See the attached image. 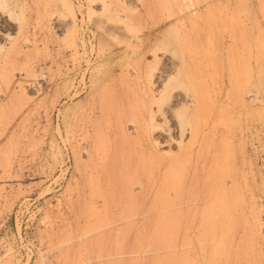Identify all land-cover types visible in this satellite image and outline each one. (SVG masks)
<instances>
[{
	"label": "rangeland",
	"instance_id": "1",
	"mask_svg": "<svg viewBox=\"0 0 264 264\" xmlns=\"http://www.w3.org/2000/svg\"><path fill=\"white\" fill-rule=\"evenodd\" d=\"M139 261L264 264V0H0V264Z\"/></svg>",
	"mask_w": 264,
	"mask_h": 264
},
{
	"label": "bare ground",
	"instance_id": "2",
	"mask_svg": "<svg viewBox=\"0 0 264 264\" xmlns=\"http://www.w3.org/2000/svg\"><path fill=\"white\" fill-rule=\"evenodd\" d=\"M162 94H163V92H162ZM159 95V94H158ZM169 95V94H168ZM167 95V96H168ZM172 95V94H171ZM181 95V94H180ZM189 95V94H188ZM198 95V94H197ZM197 95L196 94H190L189 96H188V99H189V102L191 103V105H192V109H191V111L193 112V113H195V116H196V113H197V111L199 110V102H198V100H197ZM160 96V95H159ZM158 96V97H159ZM186 96V95H185ZM173 97V96H172ZM165 98V97H164ZM163 97H162V99H164ZM166 98H170V95L168 96V97H166ZM250 98H252V101H254V100H258V97L256 96V94H255V92H251V97ZM186 99V98H185ZM160 100H161V98H160ZM159 100V101H160ZM167 100V99H166ZM163 101V100H162ZM169 102V101H168ZM157 103V102H156ZM170 103V102H169ZM260 103V102H259ZM201 106V105H200ZM160 107V106H159ZM162 107V106H161ZM199 112V111H198ZM191 114V113H190ZM152 116H154V115H152ZM190 116V115H189ZM193 116V115H192ZM194 117V116H193ZM197 119H198V115H197V117H196ZM196 118H191V120H187L188 122L187 123H185V122H183V123H185V124H182V123H180L179 124V126H178V131L182 134V138L180 139V142H178V143H180L181 145H182V147L181 148H183L184 150H191V151H197V152H203V151H205V150H207L208 149V144H207V141L205 140V138L203 137V130H201L200 128V125L198 126L195 122H196ZM189 119V118H188ZM195 121V122H194ZM198 123V122H197ZM208 125V124H207ZM212 126V125H211ZM203 127H205L204 125H203ZM212 129V128H211ZM168 131V130H167ZM166 131V132H167ZM188 131V134H190L189 135V137H188V140L187 141H185L184 139H183V136L186 134V132ZM169 133V132H168ZM180 134V135H181ZM205 134H207V133H205ZM170 136V135H169ZM207 136V135H206ZM181 137V136H180ZM172 138V137H171ZM170 138V139H171ZM144 139V138H143ZM141 141H143V140H141ZM209 153V152H208ZM200 157V156H199ZM187 159V158H186ZM186 159H184V160H186ZM190 159H192L191 157H190ZM189 159V160H190ZM201 159V158H200ZM188 160V164L190 165V161ZM199 160V159H198ZM197 162H199V161H197ZM187 163V162H186ZM193 163V162H192ZM185 164V163H184ZM205 163H203V165H204ZM194 165H196V163L194 164ZM199 165V164H198ZM202 165V164H201ZM202 167V166H201ZM194 170H195V168H194ZM196 172V171H195ZM203 172V171H202ZM208 174V173H207ZM175 181H176V179H175ZM180 184V183H179ZM226 184H227V182H226ZM179 185L177 184V186H174V187H171L169 190H168V192L169 193H172V191L173 192H175L176 191V187H178ZM225 186V185H224ZM181 188V187H180ZM166 189H168V188H166ZM223 189V188H222ZM167 190H165L164 191V193L166 192ZM211 191V192H210ZM208 190V192L206 191V192H204V193H199V194H197V197H196V199L198 200H204V201H206V200H216V199H218V194L217 193H213L212 192V190ZM218 191V190H217ZM225 191L227 192V188H224V192H223V194L225 193ZM166 195V194H165ZM175 196H177V193L175 192ZM226 196V195H225ZM184 197V196H183ZM226 198V197H225ZM176 199V198H175ZM227 199V198H226ZM77 200V199H76ZM75 200V201H76ZM193 200H194V198H193ZM154 201V200H153ZM173 201V200H172ZM181 202V203H180ZM180 202L178 203V205L179 204H182L183 202L181 201V199H180ZM74 203V202H73ZM76 203V202H75ZM175 204L176 203H173L172 205H169L170 207H174L175 206ZM229 204V203H228ZM166 206H168V205H166ZM169 208V207H168ZM144 211V210H143ZM173 214V213H172ZM175 214H177V213H175ZM181 214H182V212H181ZM129 215V214H128ZM149 213L148 212H142L141 211V213H138V215L136 214V216H135V218L137 219H141V218H144V217H149ZM160 216V215H159ZM176 216H178V215H176ZM182 216V215H181ZM173 217V216H172ZM123 218V220L124 219H127V218H131V216L129 215V216H123L122 217ZM122 218H121V220H122ZM133 218V217H132ZM135 219V220H136ZM144 219H146V218H144ZM116 220H118V219H116ZM174 218H173V222H174ZM126 221V220H125ZM133 222V221H132ZM135 222V221H134ZM140 222V221H139ZM177 222V221H176ZM136 223V222H135ZM168 231H167V233H169L171 236H174V234L176 233V224H174V225H172L171 227H169L168 229H167ZM173 240V239H172ZM178 245L179 244H177V243H175V242H173V241H171V242H169V243H167L166 245L164 244V246L163 247H160V248H158V251H159V249H163V250H165V251H176L177 249H178ZM140 246V245H139ZM180 246V245H179ZM136 248H137V246H135ZM141 247V246H140ZM140 247H138V248H140ZM134 248V247H133ZM132 248V249H133ZM180 248V247H179ZM141 249V248H140ZM139 249V250H140ZM127 251V250H126ZM156 251V250H155ZM128 252V251H127ZM137 252V251H136ZM139 252V251H138ZM143 252V251H142ZM182 252V251H181ZM187 252H189V251H187ZM192 252V251H191ZM190 252V253H191ZM141 253V252H140ZM174 253V252H173ZM136 254V253H135ZM139 254V253H138ZM143 254V253H142ZM117 255V254H116ZM121 255V254H120ZM157 255V254H156ZM143 256V255H142ZM142 258V257H141ZM149 258V257H148ZM138 260L140 259L139 257L137 258ZM140 262V261H139ZM198 262V261H197ZM141 264H142V262H140ZM144 264V263H143ZM184 264H198V263H196V262H192V261H190V262H188L187 261V263H184Z\"/></svg>",
	"mask_w": 264,
	"mask_h": 264
}]
</instances>
